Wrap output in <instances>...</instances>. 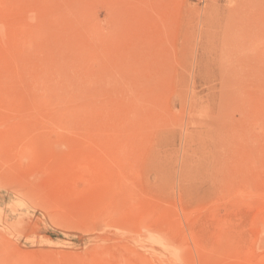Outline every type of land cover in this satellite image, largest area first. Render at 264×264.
<instances>
[{"label": "rangeland", "instance_id": "obj_1", "mask_svg": "<svg viewBox=\"0 0 264 264\" xmlns=\"http://www.w3.org/2000/svg\"><path fill=\"white\" fill-rule=\"evenodd\" d=\"M0 264H264V0H0Z\"/></svg>", "mask_w": 264, "mask_h": 264}]
</instances>
